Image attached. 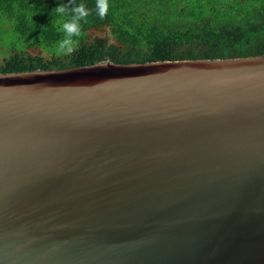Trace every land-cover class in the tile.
<instances>
[{"label":"water","instance_id":"1","mask_svg":"<svg viewBox=\"0 0 264 264\" xmlns=\"http://www.w3.org/2000/svg\"><path fill=\"white\" fill-rule=\"evenodd\" d=\"M0 264H264V55L0 73Z\"/></svg>","mask_w":264,"mask_h":264},{"label":"trees","instance_id":"2","mask_svg":"<svg viewBox=\"0 0 264 264\" xmlns=\"http://www.w3.org/2000/svg\"><path fill=\"white\" fill-rule=\"evenodd\" d=\"M0 0V73L117 63L264 55V0ZM57 5H83L81 36L71 53L59 50L65 34ZM106 29L105 37L92 29ZM30 47L38 48L32 53Z\"/></svg>","mask_w":264,"mask_h":264},{"label":"clouds","instance_id":"3","mask_svg":"<svg viewBox=\"0 0 264 264\" xmlns=\"http://www.w3.org/2000/svg\"><path fill=\"white\" fill-rule=\"evenodd\" d=\"M96 9L98 16L103 19L108 12L107 0H97ZM54 13L60 18L65 15L70 16L68 20L57 19L56 23L59 25V30L65 34V38L59 43V50L71 53L78 43V40L74 39V37L81 36L79 21L86 17L88 13L83 5L72 8L70 13L65 6L57 5Z\"/></svg>","mask_w":264,"mask_h":264},{"label":"rangeland","instance_id":"4","mask_svg":"<svg viewBox=\"0 0 264 264\" xmlns=\"http://www.w3.org/2000/svg\"><path fill=\"white\" fill-rule=\"evenodd\" d=\"M90 33L92 34V36H99V37H105V36H107L108 35V31L106 30V29H103V28H100V29H92L91 31H90ZM30 52H32V53H38L39 52V50H38V48H33V47H30L29 49H28Z\"/></svg>","mask_w":264,"mask_h":264}]
</instances>
